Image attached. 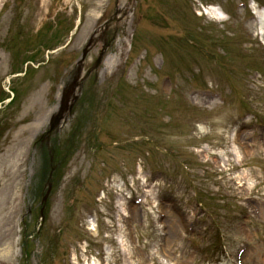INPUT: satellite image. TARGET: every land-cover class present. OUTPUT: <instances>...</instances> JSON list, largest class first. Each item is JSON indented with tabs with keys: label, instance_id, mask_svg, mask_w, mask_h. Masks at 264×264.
Wrapping results in <instances>:
<instances>
[{
	"label": "rangeland",
	"instance_id": "1",
	"mask_svg": "<svg viewBox=\"0 0 264 264\" xmlns=\"http://www.w3.org/2000/svg\"><path fill=\"white\" fill-rule=\"evenodd\" d=\"M43 1L51 5L47 19L54 18L59 11L66 12L56 17V30L40 23L45 16L37 13ZM147 1L134 0L132 14L110 34L109 38L115 40L110 42L104 62L99 67L94 64L100 48L97 46L88 55L82 71L71 80L70 88L74 86V92L70 97L74 99L70 103L68 97L66 103L74 111L70 117L73 116V121L79 117L76 104L82 100L90 103L89 113L87 110L83 118L84 128L75 149L64 157L66 149L61 147L64 150L60 149L57 155V160H63L62 168L55 171L57 181L44 224L30 242L33 254L30 264H66V246L76 245L80 237L86 236L87 225L82 228L85 215L76 217L77 209L83 207L90 212L106 205L110 214L115 210L109 207L111 197L101 203L96 202V197L93 203L97 189L113 173L117 174V181L123 180L125 184L129 181L130 187L123 188L130 190L133 198L142 196L148 178L158 181L160 173L172 177L174 182L165 188L174 191L173 185H178V194L172 192L168 196L174 198L172 202L180 216L177 221L196 229L194 236L186 234L184 240L193 238L200 248L192 252L185 241L179 243L180 258H174L172 264H210L215 260L220 264L233 263L239 245L245 242L250 246L246 263L264 264V138H261L264 130L256 127L264 126V48L256 39L264 42V22L257 25L249 9L235 10V5L245 0L159 1L164 3L163 7H152ZM258 1L264 4V0ZM115 2L0 0V93L8 86L14 67L23 66L29 57L34 63L32 77L20 79L15 86L22 94L19 101L0 111V261L8 255L10 241H15V235L10 233L14 217L16 221L21 215V228L30 220L27 236L37 228L39 204L32 207L27 202L40 169L38 153L31 152L32 143L45 129L92 29L113 13ZM200 2L220 5L224 22L210 23L204 17H195L191 5L199 15ZM77 25L71 38L69 33ZM258 30L262 36L257 34ZM132 32L137 35L134 52L129 53ZM174 33L177 35L168 42L163 39ZM144 34L146 40H140ZM191 35L219 55L206 59L189 51L182 37ZM23 47L27 49L21 51V58L17 57L16 49ZM164 48L174 52L169 55L168 64L166 60L161 67L159 52L164 53ZM56 49L59 53L43 66L50 56L47 53ZM38 65L41 66L36 70ZM126 68L130 69L129 73L124 72ZM187 72L193 73L194 78H188ZM253 73L262 77L257 81L250 79ZM164 75L170 77L171 84L161 83ZM201 91L204 92L193 94ZM205 92L216 97L208 94L206 97ZM247 96L251 114L244 102ZM159 108L161 113H156ZM160 116H168L176 128L160 127ZM99 118L103 122L97 135ZM35 123L40 127L34 128ZM197 124L203 127L202 132L196 130ZM240 124L241 129L236 132ZM252 125L255 126L247 128ZM68 132L69 129L65 136ZM244 135L250 138V144L240 145ZM234 136L239 142H234L241 153L239 162L230 154ZM173 149L175 154L171 153ZM135 159L141 167L132 183ZM182 162L188 165L187 170L180 167ZM98 171H102L100 176ZM77 185L83 189H77ZM155 186L159 190L158 182ZM158 190L147 193L145 206L128 204L132 217L124 225L130 226L129 232L135 228L136 255L143 258L139 260L136 256L134 264H158L148 255H140V250L147 251L149 245L157 242L154 228L157 220L151 202L161 196L160 191L156 193ZM193 196L203 205L197 213ZM146 208L153 212L152 217ZM164 208L159 211L165 212ZM201 211L205 216L198 219ZM104 218L110 226L107 231L113 230L115 219ZM96 221L93 228L101 235L106 231L102 217ZM175 234L171 233L170 237L173 239ZM99 238L90 241V253L98 250ZM113 260L118 264L117 257ZM16 264H23V253L19 251Z\"/></svg>",
	"mask_w": 264,
	"mask_h": 264
},
{
	"label": "bare ground",
	"instance_id": "2",
	"mask_svg": "<svg viewBox=\"0 0 264 264\" xmlns=\"http://www.w3.org/2000/svg\"><path fill=\"white\" fill-rule=\"evenodd\" d=\"M64 1L66 2V1H69V0H64ZM262 17L264 18V15Z\"/></svg>",
	"mask_w": 264,
	"mask_h": 264
}]
</instances>
